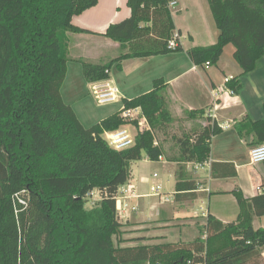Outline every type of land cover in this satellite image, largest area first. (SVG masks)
<instances>
[{
	"label": "trees",
	"instance_id": "16d2710c",
	"mask_svg": "<svg viewBox=\"0 0 264 264\" xmlns=\"http://www.w3.org/2000/svg\"><path fill=\"white\" fill-rule=\"evenodd\" d=\"M97 1L0 0V264H258L251 260L264 250V229H255L253 219L264 216V192L245 198L233 190L239 207L235 221L223 223L208 214L205 239L198 236L182 245H116L114 237L121 235L116 197L130 178V163L143 153L152 161L165 155L177 164L175 198H197L196 181L185 165L208 161L210 139L220 128L214 121L178 137L176 153L165 151L153 134L172 120L164 107L168 85L163 78L152 81L151 91L122 99L124 108L140 107L150 126L137 131L131 147L115 150L102 136L123 123L120 111L88 128L82 125L60 88L70 59L69 34L90 33L71 18ZM171 1L177 0H127L130 16L102 34L118 43L120 54L106 61L77 59L84 79H107L106 70L113 64L120 69L127 58L182 51L178 39L174 49L168 48L180 33ZM208 2L216 41L191 46L186 53L194 65L214 66L231 44L241 73L226 87L236 94L240 76L253 71L264 55V0ZM191 114L196 118L203 110ZM234 127L240 135H252V144L264 142V119L245 117ZM210 164L211 175L219 177L220 163ZM94 189L100 201L86 209L85 194ZM224 235L227 244H213Z\"/></svg>",
	"mask_w": 264,
	"mask_h": 264
},
{
	"label": "crops",
	"instance_id": "0c3cea01",
	"mask_svg": "<svg viewBox=\"0 0 264 264\" xmlns=\"http://www.w3.org/2000/svg\"><path fill=\"white\" fill-rule=\"evenodd\" d=\"M201 7L205 8L204 13L207 12L208 18L210 16L212 17L208 0H177L176 5L173 6L172 18L176 33L180 32L178 33V40L183 48L182 52L154 55L146 59H124L121 62L120 69L116 67L122 74L123 82H118V79L115 80L124 91H131L126 84L128 76L142 65L147 64L145 71L136 80L138 81L137 86L145 89L139 93L144 94L151 91L152 81L156 78H163L168 85L167 90H170L172 93H176L177 95L185 92L192 95L193 100L188 105L190 109L195 108L196 105L199 108L205 107L204 105H206L205 102L207 101L206 106L208 108L206 109L208 114L213 103H217L216 121L213 119L211 123L215 121L220 131L210 139L208 161L209 163H220L217 165L216 173H221V175L219 177H213L211 175V164L197 169L198 171L194 170L195 172L188 170L185 166L196 182L203 183L209 188L207 193L193 191L198 194L197 198H175V191L173 190L172 195L169 197L170 199H162L161 201L159 198L160 201L152 204L150 207L144 204L141 205L139 197L130 196L123 200V203L128 206L127 215L124 217L126 223L132 222V219L139 222L142 217L148 218L145 217L147 212V216H152L155 220L161 217L163 221L180 216H190L192 213L196 214L194 212V203L199 202V209L202 210L203 201L205 200L208 202L206 214L202 210L203 213L201 212V215L207 216L211 214L221 222L228 223L235 221L239 211L233 190H240L245 198H250L264 192V163L252 164L249 161V149L254 146L251 142L253 136L247 134L240 135L234 127L235 123L245 117L252 121L264 119V55L258 60L256 68L253 71L240 76L242 87L236 94L221 91L224 77L239 76L241 73L240 67L233 58L234 47L231 44L225 46H232L231 57L233 58V63H229L228 67L224 66L221 59H219L217 65L204 66L202 68L194 65L186 53V50L191 46H206L214 43L218 35V30L217 34L212 31L214 33L213 40L210 43L201 42L202 39H197L191 27L184 26L182 20L183 14L189 13L190 15V13H197V10ZM129 16L130 8L127 5V0H98L96 5L84 10L78 15H74L71 18V23L77 27L89 30L90 33H71L69 35L70 59L68 62H75L81 66V63L77 59L97 62L116 58L117 56L114 55L107 56L104 50L110 48L120 51L118 43L104 37L102 34L110 24L124 20ZM185 36L189 39V44L187 45L183 41ZM113 65L116 66V64ZM189 72L194 73L195 79L200 82L199 86H191L186 89L177 87L180 81L179 78ZM106 73L108 74V78L113 81L110 75V69L106 70ZM67 74L68 64L66 76ZM82 77L84 78L83 73ZM85 83L88 87L89 82L85 80ZM136 96L126 99H132ZM206 125L204 124V126ZM237 142L243 147L246 146V155L240 156L235 150V144ZM204 169L206 171H203ZM175 172L176 169L174 176ZM129 181L128 179L127 182ZM190 194L192 193H188V195ZM133 200H138V202L135 203ZM137 216L140 220L136 218ZM205 219L206 217L204 218V222ZM257 219L263 221L264 216L254 217L253 226L254 221ZM254 228H264V226H254Z\"/></svg>",
	"mask_w": 264,
	"mask_h": 264
},
{
	"label": "rangeland",
	"instance_id": "374dc122",
	"mask_svg": "<svg viewBox=\"0 0 264 264\" xmlns=\"http://www.w3.org/2000/svg\"><path fill=\"white\" fill-rule=\"evenodd\" d=\"M170 8L171 10L173 9V7ZM204 10L205 8L201 7L197 10V13H190V15L189 13L183 14L184 16L182 20L184 26L192 28V32L196 35L198 40L202 39L201 42L210 43L213 40L214 33L217 34V28L215 26L214 20L212 19L213 17L210 16L208 18L207 12L204 13ZM212 31H214V33ZM183 41L186 45L189 44V39L187 36H185ZM231 49L232 46L225 47L223 53L220 56L222 63L226 67H228L229 63H233V58L231 57ZM104 52L107 56H118L120 54V51L110 48L105 49ZM180 52L182 51L174 53ZM67 64L68 74L61 85V95L64 102L71 105L78 119L84 127L88 128L96 123H99L102 119L109 116L111 112L115 113L121 110L123 106L121 100L104 105L97 104L94 100V97L89 92V86L87 87V84L82 77L80 64L70 61ZM146 65L147 64L142 65L140 68H138L128 76L126 84L131 90L128 92L124 91L115 80L118 79V82H123L122 74L120 73V71L117 70L115 65H112L110 67V75L113 79L112 82L119 89L121 98H131L133 96L141 94L139 92L145 90L142 89V87L137 86L138 81L136 80L138 79L139 75H142V73L145 71ZM218 73L220 75L219 71ZM179 79L180 81L177 86L179 88L182 87L186 89L191 86L198 87L200 84V82L195 79V75L192 72L182 75ZM192 100V95L185 92H183V94L181 92L180 94L176 95V93H172L170 90H167L164 93V107L169 111L172 120L166 127L162 129H153V134L155 138L154 140L156 142H159V144H161V147L165 151H168V153H176L177 145L175 140L178 137L191 135L194 131L203 128L204 124H207L206 126L210 125L212 121L211 117H209L207 114V101L205 102V107L199 108L196 105L195 108L190 109L188 105L191 104ZM200 109L203 110V115H198L196 116V118L195 116L193 117L191 111L196 112ZM121 127H127L132 134L135 133V128H133L131 124L126 123L124 120L118 128ZM235 147V150L239 153L240 156L246 155V146L243 147L241 144H239V142H237L235 144ZM164 157L165 155H163V159L152 161L149 160L143 153L141 160L132 161L130 163L131 174L129 182L135 185V193L139 195V201L141 202V205L144 204L147 207H150L152 204L160 201V199L161 201L162 199H170L169 197L172 195L175 182L174 171L175 169L177 170V164L167 161L166 157ZM203 171H206V169H204ZM153 174H156V177H154ZM157 184L160 185L161 188L158 194L155 195L152 194L150 188L151 186ZM99 201L100 199H98L97 197L87 199L85 208H93L97 206ZM133 201L135 203L138 202V200ZM207 205L208 202H206V200L203 201L202 210L205 211V214ZM194 207V212H196V214L192 213L190 216L175 217L173 219H167V221L161 220V217L158 218V220H155L152 216H147L148 212L145 215V217L148 218H143L141 216L142 221L140 220V218H138V216L136 217L138 220H140L139 222L132 219V222L130 221L129 223H126L124 221L125 218L120 217L119 221L121 223V235L119 237L115 236L114 241L116 245L125 246L139 243L154 244L163 242H169L173 245H182V243L192 241L198 236L205 239L206 234L204 233L203 223L206 215H201L202 210L199 209V202L194 203ZM260 225L264 226V220L261 221L257 219L254 221L255 227ZM138 238H142V240H138ZM213 241V244L216 243V245L220 246L221 244H227L229 238L224 235L214 238ZM251 261L260 263V257H257V259Z\"/></svg>",
	"mask_w": 264,
	"mask_h": 264
},
{
	"label": "built area",
	"instance_id": "2783aa9c",
	"mask_svg": "<svg viewBox=\"0 0 264 264\" xmlns=\"http://www.w3.org/2000/svg\"><path fill=\"white\" fill-rule=\"evenodd\" d=\"M175 5H176V1H171L169 3L170 7H173ZM177 39H179V36L175 34L174 37L169 41L168 48L174 49L179 42V41L177 42ZM205 66L207 67L208 63H206ZM231 78L232 76L224 77L221 91H225V93L232 94L231 91L226 87V83ZM89 92L92 94L94 100L99 105H104L111 102H118L122 99L120 96L119 89L114 85V83L109 78L89 82ZM217 109H218V104L217 103L215 104L214 102L212 108L209 110L208 113V116L211 117L212 120L214 119L215 121L217 117L216 115ZM119 116L122 118V120H124L128 124H131L133 128H135V133L132 134L127 127H121L112 131H105L102 135L103 138L106 140L108 145L115 150H122L131 147L134 144V137L138 130H142V129L150 130V126L148 125V122L145 116L143 115L140 107L124 108V106H122ZM155 144L157 143L155 142ZM160 159H162V157H159V160ZM249 161L252 164L264 163V142L254 145L249 149ZM209 164H210L209 161H206L201 164L188 162L186 163V167L188 168V170L194 171ZM153 176L156 177V174H153ZM135 188H136L135 185L130 182H126L125 184L119 187L116 197V211L118 218L120 217L124 218L126 217L125 215H127V211H128L126 207L127 205L123 203V200L129 198L130 196L139 197V195L135 193ZM160 188H161L160 185L157 184L151 186L150 190L152 191V194L156 195L158 194ZM194 191L207 193L209 191V188L205 186L203 183L196 182ZM92 197H97L98 199H100L101 198L100 192L96 189L86 192L85 194L86 199H91ZM19 201L23 203L21 199H19ZM187 264H191V263L187 262ZM258 264H264V250L261 251L260 263L258 262Z\"/></svg>",
	"mask_w": 264,
	"mask_h": 264
}]
</instances>
